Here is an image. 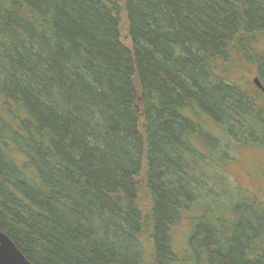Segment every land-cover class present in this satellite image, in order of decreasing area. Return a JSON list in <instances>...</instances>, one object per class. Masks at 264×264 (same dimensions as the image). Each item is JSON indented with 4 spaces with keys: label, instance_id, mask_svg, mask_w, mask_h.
<instances>
[{
    "label": "trees",
    "instance_id": "obj_1",
    "mask_svg": "<svg viewBox=\"0 0 264 264\" xmlns=\"http://www.w3.org/2000/svg\"><path fill=\"white\" fill-rule=\"evenodd\" d=\"M263 42L264 0H0V232L30 264H143L145 239L146 264H264V205L212 174L258 129L230 74Z\"/></svg>",
    "mask_w": 264,
    "mask_h": 264
},
{
    "label": "rangeland",
    "instance_id": "obj_2",
    "mask_svg": "<svg viewBox=\"0 0 264 264\" xmlns=\"http://www.w3.org/2000/svg\"><path fill=\"white\" fill-rule=\"evenodd\" d=\"M116 1L120 2V0ZM121 32L123 38L126 39L124 21L123 24H121ZM123 38L122 40H124ZM261 48V53L264 54V42ZM242 64L243 66L231 72L230 77L238 84L244 86L247 90H250L249 94L251 96H255L257 99L256 105L261 111L260 122L258 123V129L253 133H249V130H247L246 132L248 133L243 132V134H240L239 132L241 129H234L236 140L240 139L246 146H237L236 143L231 144L230 149L226 150V156L222 158L219 156L220 159L217 160L221 168L214 169L212 174H216V171H218L229 187H238L249 192L254 199L264 205V95L256 92L252 85V79L256 75H259L258 73L264 75V68H260L259 71L255 65H248L244 61ZM219 142L221 141L219 140ZM206 143L207 145H211L209 141ZM207 152L210 151L207 150ZM207 152L203 149L200 153L205 157ZM212 179L214 180L215 178L213 177ZM208 185L209 184L204 185V193L208 190ZM206 201L209 204V200L206 199ZM142 203L144 204V201H142ZM199 205L204 207V201H200ZM198 214H202V212L199 211ZM189 229V222L184 220L173 230V247L177 253H181L184 250L188 251L185 237L190 233ZM141 246L144 253L142 262L146 264L149 259L148 252L150 246L146 239L141 242ZM196 252L201 254L199 251Z\"/></svg>",
    "mask_w": 264,
    "mask_h": 264
},
{
    "label": "water",
    "instance_id": "obj_3",
    "mask_svg": "<svg viewBox=\"0 0 264 264\" xmlns=\"http://www.w3.org/2000/svg\"><path fill=\"white\" fill-rule=\"evenodd\" d=\"M254 85L264 93V88L255 79ZM0 264H30L15 245L0 232Z\"/></svg>",
    "mask_w": 264,
    "mask_h": 264
},
{
    "label": "flooded vegetation",
    "instance_id": "obj_4",
    "mask_svg": "<svg viewBox=\"0 0 264 264\" xmlns=\"http://www.w3.org/2000/svg\"><path fill=\"white\" fill-rule=\"evenodd\" d=\"M257 80L259 82V84L264 88V85L261 83L260 79L258 78V75H256L253 79H252V85H253V88L256 90V92H260L261 94L264 95V93L261 92V90L259 88H257L255 85H254V80Z\"/></svg>",
    "mask_w": 264,
    "mask_h": 264
}]
</instances>
